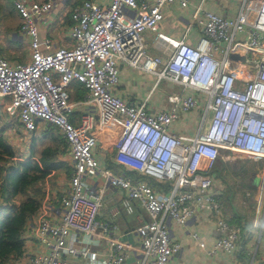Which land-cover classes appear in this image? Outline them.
Segmentation results:
<instances>
[{
  "label": "built area",
  "instance_id": "built-area-1",
  "mask_svg": "<svg viewBox=\"0 0 264 264\" xmlns=\"http://www.w3.org/2000/svg\"><path fill=\"white\" fill-rule=\"evenodd\" d=\"M235 1V17L203 12L197 19L199 43L181 40L172 53L160 57L148 53L142 35L157 29L166 7H186L188 0H81L69 10L71 45L58 47L40 37L39 26L54 0H11L31 52L25 63L0 56V109L16 119L9 132L22 139L30 138L40 121L53 126L65 141L71 167L57 219L49 218L46 207L27 223L25 236L31 235L26 239L40 246L27 256L32 264H68V255H79L86 264L124 263L127 247L114 235V222L100 219L106 184L124 191L127 212L138 200L150 214L152 220L135 229L149 264H168L180 248L169 233V220L184 225L197 209L216 216L213 251L239 248L242 228L224 217L218 195L209 191L211 170L222 150L228 151L226 161L264 157V0ZM238 33L244 34L243 40L236 38ZM239 50L246 52L239 59L240 67L248 68L242 73L232 56ZM120 61L154 73L155 85L168 80L204 94L196 134L179 135L171 129L180 112L195 106L193 96L182 95L168 109L152 112L147 100L129 102L114 95ZM74 83L85 89L82 102L92 103L95 115L81 113L75 121L69 117ZM115 118L123 127L111 137L113 160L123 168L119 174L99 163L93 134L96 126L107 131ZM127 170L167 182L170 189L158 193L150 184L133 182ZM97 175L103 186L93 190L90 180ZM74 234L103 237L105 256L99 259L89 246L77 247Z\"/></svg>",
  "mask_w": 264,
  "mask_h": 264
},
{
  "label": "crops",
  "instance_id": "crops-1",
  "mask_svg": "<svg viewBox=\"0 0 264 264\" xmlns=\"http://www.w3.org/2000/svg\"><path fill=\"white\" fill-rule=\"evenodd\" d=\"M79 1L81 0H54L52 10L39 20L40 37L50 39L52 47L71 45L68 34L70 28L69 10ZM100 1L107 2L108 0ZM238 7L239 2L235 0H188L186 7H180L177 3L170 5L164 9V17L160 20L157 29L154 32L143 33L142 38L146 49L151 55L167 57L181 40L196 46L202 37L197 19L203 16V12L209 11L223 17L233 18ZM127 12L130 15L133 13L130 10ZM0 16L1 20L6 19V22L0 20V56L13 63L28 62L31 50L26 35L19 28L21 19L13 8L11 0H1ZM236 38L243 40L244 34L238 33ZM245 53V50H239L232 54L235 59H238L236 64L240 73L248 70L245 65L240 67L239 62ZM215 56H220V53L216 52ZM118 66V83L113 94L129 102L147 100L149 110L152 112L168 109L172 100L182 95L193 96L196 99L195 106L188 111L180 112L171 129L179 135L192 136L196 134L203 120L207 100L204 94L198 90L183 88L168 80L159 81L155 85L156 75L154 73L133 68L121 61ZM69 92L73 102V111L69 115L72 120L75 121L81 113L95 115V106L92 103L82 102L85 89L81 85L74 83ZM148 96L149 98H147ZM44 123L47 126V123ZM10 125L7 123L8 129H10ZM106 130L102 131L97 126L93 130L97 139L95 155L102 166L119 174L123 168L113 160L111 137L116 132L121 133L123 127L115 118L106 127ZM42 131L44 132L43 129ZM51 131L56 133L55 128H52ZM53 138L59 145L61 141L57 133ZM226 155H228V151L222 150L214 162L211 170L212 186L209 191L218 195L220 204L222 200L221 208L224 217L241 225L242 238L239 248L232 253L213 251V245L218 235L216 216L206 209H197L184 225H177L169 220V233L179 243L180 248L170 257L168 264H264V157L257 159L263 160L258 172L251 165L239 163L238 166L242 167L241 174L245 175L243 181L246 188L241 193L234 194L227 192L229 183L224 179L223 172L226 171L227 166L232 167L238 161H226L224 159ZM70 174L71 167L68 163L67 166L52 170L40 182L44 196L39 209L49 207L48 215L52 220H56L60 213L59 199L69 189ZM125 174L133 182L150 184L158 193H166L170 189L169 183H159L158 180L140 172L127 170ZM49 176L58 178L49 181ZM102 186L103 180L100 175L91 178V189L98 190ZM228 191L230 190L228 189ZM123 197L124 191L121 188L106 184L100 219L113 221L116 227L114 235L126 245V258L123 264H149L144 260L135 229L142 223L151 221L152 218L138 200L133 202L132 211L127 212L122 206ZM250 199L255 204L253 210L247 207V201ZM192 233L196 237H193ZM27 234L31 235L30 232ZM74 237L77 247L89 246L98 254L99 259L105 256L107 247L103 237L83 234H74ZM25 239L24 254L22 257L12 259L10 264H32L27 256H32L35 253L34 250L39 249L40 246L32 239H26L27 241ZM66 260L68 264H86L79 255H68Z\"/></svg>",
  "mask_w": 264,
  "mask_h": 264
},
{
  "label": "trees",
  "instance_id": "trees-1",
  "mask_svg": "<svg viewBox=\"0 0 264 264\" xmlns=\"http://www.w3.org/2000/svg\"><path fill=\"white\" fill-rule=\"evenodd\" d=\"M3 131L0 129V264H10L12 259L24 254L27 223L39 210L44 196L40 182L52 170L64 166L56 158L58 150L66 151V144L57 133L62 146L44 149L38 160L16 162L11 166L9 162L14 159V151ZM18 197L20 201L17 202ZM232 223L241 227L237 222Z\"/></svg>",
  "mask_w": 264,
  "mask_h": 264
},
{
  "label": "rangeland",
  "instance_id": "rangeland-1",
  "mask_svg": "<svg viewBox=\"0 0 264 264\" xmlns=\"http://www.w3.org/2000/svg\"><path fill=\"white\" fill-rule=\"evenodd\" d=\"M1 18L2 17L0 16V20ZM1 21L6 22V19H3ZM10 22L12 23V21ZM7 123L11 124L10 129H13L17 125V121L15 118L10 117L9 119L8 116H6L5 112L0 109V129H4L3 135L6 138L7 142L12 146L13 151H14V159L9 162V165L11 166H13L16 162H23L27 160H38L41 157L44 149L46 148L53 149V148H56L57 146L60 147V145L62 144L60 142V144L58 145L54 141L53 137H54V134L58 133L57 130L55 129L56 133L51 131V129L54 127L51 126V129H50L49 125L47 124L46 126V124L43 121L38 122V127L31 134L30 138L25 137L23 139L19 138L15 133H10L9 131L11 130L8 129ZM46 127H47V130H46ZM42 129L44 130V132L42 131ZM57 160L61 161L64 164V166H67V164L69 163V160L67 159L66 151L62 153L61 150H58L56 161ZM235 161H238V162H236V164L232 167L227 166L226 171L223 172L224 179L226 180V182L229 183V185H227V192L234 193V194L241 193L246 188L244 186V181H243V178L245 177V175L241 174L242 167L238 166L239 163H245L247 165H251L254 167L255 171L258 172L259 167L263 160L261 159L255 160L253 158H241ZM57 173L60 174L59 172ZM53 178L54 177H51V176L48 177L49 181L50 179L53 180ZM57 178H54V179L57 180ZM228 189L230 191H228ZM16 201L17 202L20 201V198L19 197L16 198ZM221 204H223L222 200H221ZM254 206L255 204L252 199L247 201L248 209L253 210L255 209Z\"/></svg>",
  "mask_w": 264,
  "mask_h": 264
}]
</instances>
